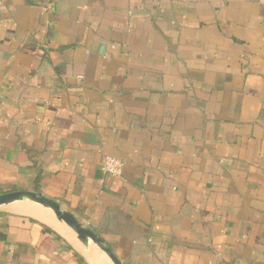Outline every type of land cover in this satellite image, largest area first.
I'll use <instances>...</instances> for the list:
<instances>
[{
    "label": "crops",
    "instance_id": "crops-1",
    "mask_svg": "<svg viewBox=\"0 0 264 264\" xmlns=\"http://www.w3.org/2000/svg\"><path fill=\"white\" fill-rule=\"evenodd\" d=\"M18 189L123 264H264V0H0V193ZM0 264L112 263L23 201L0 207Z\"/></svg>",
    "mask_w": 264,
    "mask_h": 264
},
{
    "label": "water",
    "instance_id": "water-1",
    "mask_svg": "<svg viewBox=\"0 0 264 264\" xmlns=\"http://www.w3.org/2000/svg\"><path fill=\"white\" fill-rule=\"evenodd\" d=\"M23 201L48 209L55 218L66 225L81 242L95 247L112 264H123L95 231L85 226L73 213L63 208L56 200L40 192L31 190L18 189L0 193V207Z\"/></svg>",
    "mask_w": 264,
    "mask_h": 264
},
{
    "label": "built area",
    "instance_id": "built-area-1",
    "mask_svg": "<svg viewBox=\"0 0 264 264\" xmlns=\"http://www.w3.org/2000/svg\"><path fill=\"white\" fill-rule=\"evenodd\" d=\"M101 169L108 175L120 177L123 174V161L115 156H105L101 163Z\"/></svg>",
    "mask_w": 264,
    "mask_h": 264
}]
</instances>
